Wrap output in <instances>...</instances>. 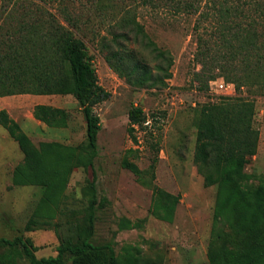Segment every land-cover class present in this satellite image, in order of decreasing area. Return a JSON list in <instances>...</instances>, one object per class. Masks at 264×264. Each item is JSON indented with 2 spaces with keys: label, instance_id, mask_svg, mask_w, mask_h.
Instances as JSON below:
<instances>
[{
  "label": "trees",
  "instance_id": "obj_1",
  "mask_svg": "<svg viewBox=\"0 0 264 264\" xmlns=\"http://www.w3.org/2000/svg\"><path fill=\"white\" fill-rule=\"evenodd\" d=\"M56 4L54 5V2ZM84 0H79L83 5ZM124 1V0H123ZM142 7L169 6L175 14L195 16L197 33L195 59L217 70L200 79L201 91L211 80L223 78L243 88L264 92V0H134ZM90 2V0H88ZM76 0H0V98L16 95L73 96L86 124V146L43 143L37 148L6 110H0V125L19 146L25 165L13 176L16 186L41 188L43 214L49 217L76 169L94 170L98 157V136L102 129L95 110L111 94L99 82L83 38L90 34L106 61L133 88H163L172 78L173 57L160 49L130 7L117 10L114 0H92V10L101 18L108 35L93 29L88 7L78 8ZM111 17V18H109ZM109 22H114V25ZM109 23V24H108ZM132 45L133 48L129 46ZM152 53L156 72L137 60L136 53ZM204 81L206 83H204ZM34 117L50 128H67L70 114L65 109L40 104ZM256 103L241 96L220 97L197 109L194 162L204 177V186H217L219 195L212 227L209 264H261L264 256V183L246 189V168L258 153L260 132L255 126ZM128 134L138 143V130L145 131L149 117L142 108L129 111ZM138 149L127 151L124 166L144 186L152 189L150 213L172 223L181 195L153 184L160 149L147 170L129 160ZM96 178V175H95ZM85 225H75L73 235L62 240L57 255L38 259L32 241L23 236L0 238V264H163L146 257L139 247H126L117 255L113 243L96 245L98 200L95 180ZM37 224L30 220L28 225ZM120 230L139 228L124 220ZM69 261V262H68Z\"/></svg>",
  "mask_w": 264,
  "mask_h": 264
},
{
  "label": "rangeland",
  "instance_id": "obj_2",
  "mask_svg": "<svg viewBox=\"0 0 264 264\" xmlns=\"http://www.w3.org/2000/svg\"><path fill=\"white\" fill-rule=\"evenodd\" d=\"M48 1L53 3V0ZM90 2L84 0L86 5H83L76 0L75 6L88 7L93 29H103L102 35H108ZM114 3L117 10L125 6L135 9L138 20L153 42L170 52L173 57L172 78L161 89L133 88L109 67L108 53L99 49L93 36L83 38L100 85L111 94L109 100L95 110L102 129L98 136L94 170L76 169L62 199L51 206L54 214L49 211L50 215L46 217L41 210V188L14 185V173L25 165V158L18 144L8 134L7 138L4 136L7 131L0 125V238L12 240L23 236L32 241L38 259L56 256L57 247L62 240L73 235L74 226L85 225L94 195L91 183L95 180L98 219L94 244L113 243L117 255L123 254L126 247H139L146 257L159 258L163 264H209L219 189L204 186V177L194 162L196 117L202 104L217 102L220 97L227 96L214 88L211 84L214 80L209 81L208 90H200L203 83L197 80L196 74L202 73L200 79H203L204 74L210 76L218 72L202 66L195 59V16L175 14L169 6L142 7L141 1L114 0ZM109 23L114 25V22ZM129 47L133 48L132 45ZM136 57L149 69L157 71L152 53H136ZM237 96L254 99L256 103L255 126L260 132V144L257 155L246 168L247 178L243 182L246 189H255L264 183V92L246 87L229 98ZM37 104L65 109L70 114L67 128H50L38 120L35 122L29 134L37 148L53 142L86 146V124L82 109L73 96L0 98V110L19 119L27 117L29 111L34 118ZM133 107L142 108L150 120L145 131L138 130L136 144L128 134V115ZM157 147L160 152L153 184L181 195L172 223L151 215L152 189L137 181V177L124 166L127 151L138 149L135 157L128 156L129 160L142 170L149 169L157 156ZM30 220L37 224L28 225ZM124 220L139 223L140 227L120 230L119 225ZM18 264L30 262L23 258ZM261 264H264V256Z\"/></svg>",
  "mask_w": 264,
  "mask_h": 264
},
{
  "label": "crops",
  "instance_id": "obj_3",
  "mask_svg": "<svg viewBox=\"0 0 264 264\" xmlns=\"http://www.w3.org/2000/svg\"><path fill=\"white\" fill-rule=\"evenodd\" d=\"M39 105V104H37ZM36 106V105H35ZM34 106V108H35ZM26 111V110H25ZM29 111V110H28ZM24 113V112H23ZM10 114V113H9ZM24 115V114H23ZM10 116L15 120L17 121L20 126L22 127V129L24 130V132L31 138V140H33V137H31V135L29 134V132L34 129V125H35V122L37 121V119H35V117L33 118L31 112L29 111V115H27V117H22V119H19V118H16L14 116H12L10 114ZM24 118V119H23ZM42 123V122H41ZM8 133H5V137L7 138V135Z\"/></svg>",
  "mask_w": 264,
  "mask_h": 264
},
{
  "label": "built area",
  "instance_id": "obj_4",
  "mask_svg": "<svg viewBox=\"0 0 264 264\" xmlns=\"http://www.w3.org/2000/svg\"><path fill=\"white\" fill-rule=\"evenodd\" d=\"M214 88L220 91L224 96L232 97L236 95V88L234 84L227 83L223 78L217 79L211 83Z\"/></svg>",
  "mask_w": 264,
  "mask_h": 264
}]
</instances>
